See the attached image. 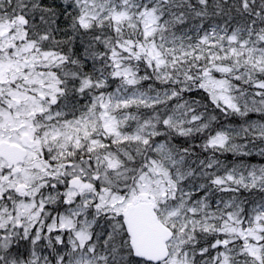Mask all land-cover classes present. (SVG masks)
<instances>
[{"label": "snow or ice", "instance_id": "1", "mask_svg": "<svg viewBox=\"0 0 264 264\" xmlns=\"http://www.w3.org/2000/svg\"><path fill=\"white\" fill-rule=\"evenodd\" d=\"M0 264H264V0H0Z\"/></svg>", "mask_w": 264, "mask_h": 264}]
</instances>
